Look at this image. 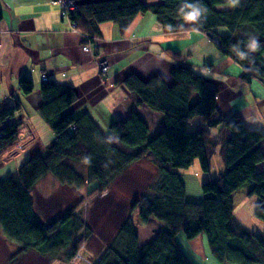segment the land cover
I'll return each instance as SVG.
<instances>
[{
	"label": "trees",
	"instance_id": "16d2710c",
	"mask_svg": "<svg viewBox=\"0 0 264 264\" xmlns=\"http://www.w3.org/2000/svg\"><path fill=\"white\" fill-rule=\"evenodd\" d=\"M149 12L169 32L205 33L243 69V79L264 81V0H87L70 11V18L95 24L111 21L125 32L139 13ZM171 77L170 82L159 74L143 78L132 72L123 80L141 103L164 116L165 128L155 136L134 111L128 118L113 121L104 132L90 114L76 116L69 109L78 100L74 87L53 80L40 86L43 103L38 110L53 131L54 142L28 158L14 174L0 177V229L17 254L35 251L69 261L92 233L77 207L51 222L39 215L31 190L41 178L52 173L70 182L74 176L65 161L84 162L88 182L97 183L93 195L107 189L125 168L146 159L157 166V181L130 209L139 208L142 222L155 218L165 227L152 241L141 244L128 216L95 264H199L178 237L184 235L190 241L202 234L221 264H264V233L242 226L235 217L236 196L256 195L254 214L264 222V166L260 168L264 132L250 130L240 112L223 115L218 87L187 63L173 67ZM19 88L25 94L34 92L32 78L21 76ZM20 108L19 102L0 104V156L21 136L22 123L8 122ZM197 116H202L206 128L190 129ZM210 129H219L218 139ZM218 149L224 171L201 184L200 202L189 200L182 169L198 160L209 173Z\"/></svg>",
	"mask_w": 264,
	"mask_h": 264
},
{
	"label": "crops",
	"instance_id": "0c3cea01",
	"mask_svg": "<svg viewBox=\"0 0 264 264\" xmlns=\"http://www.w3.org/2000/svg\"><path fill=\"white\" fill-rule=\"evenodd\" d=\"M75 1L81 3L87 0ZM145 1L158 3L160 0ZM0 11L2 15L0 104L1 106L14 102L21 104L20 110L8 122L22 123L21 134L30 146L35 140H39L37 137L39 127L43 126L45 129L48 126L51 136L48 144L43 142L42 146H37L38 142H36L34 148L28 149L24 161L37 152L46 151V147L54 142L53 131L38 110L43 103L40 86L45 81L53 80L59 84L74 87L78 100L69 106V109L76 116L83 113L90 114L104 132L113 121L128 118L134 111L149 126L150 135L155 136L165 128L164 116L152 110L144 102L141 103L138 95L130 92L123 84L124 78L132 72L138 73L143 78L159 74L171 82L173 67L184 65L183 61L194 58L196 56L194 49L203 46L204 43L208 47L213 45L208 35L200 34L197 30L167 31L151 12L139 13L125 32L120 31L119 26L114 22L95 24L90 20L78 21L79 30L74 32L72 19L61 12L62 4L55 0H0ZM198 33L200 35H197ZM88 43H91V49L85 51L84 47ZM217 50L222 53L220 49L217 48ZM102 54L109 57L111 64L107 75L100 73L97 64ZM196 60L204 62L198 66L204 68V72L195 68L196 71L202 73L205 79L207 78L215 86H221L220 89L218 87L217 97L221 113L229 116L235 112H241L246 126L250 124L251 129L264 132V81L256 77L246 80V85L249 86L253 95L251 97L259 101L253 106L249 101L250 97L245 95L242 89L244 83L237 81L243 69L227 54H224L220 61V64L224 63L221 69L216 67L217 64L213 66L206 54ZM189 62L194 68L195 65ZM229 66L234 70L230 75L227 72ZM23 75H28L33 80L35 89L31 94H25L19 88V79ZM228 76H232L233 79L235 77L236 80L231 81ZM44 77H47V80H44ZM225 89H227L226 92ZM201 121L202 116L198 119V123ZM193 130H196L195 127ZM24 132H30L29 136L25 137ZM29 145L26 146L31 148ZM219 158L223 163L222 155L216 154L211 165L212 170L217 166L215 161ZM23 162H16L17 167L12 166L6 175L0 176L1 179L6 178L4 176L8 174H14ZM135 167L145 171L152 166L145 159L135 162L128 169H135ZM222 168H225L224 164L217 168L216 173L223 171ZM69 171L74 176V179H71L72 182L57 179L60 180L59 184L67 185L75 190V193L80 192V183H84V178L87 176L78 172L75 165L70 167ZM183 174L187 176L188 172ZM53 175L56 177L55 174ZM43 179L39 181L42 182ZM39 183L36 184L32 194L39 215L44 217L38 206L41 198H46L48 195L41 191ZM59 190L60 187L56 192ZM200 192L202 195V191L198 188L196 193ZM188 194L190 196V193ZM241 196L243 195L236 197L242 198ZM256 228L255 231L259 234L264 233V222H258Z\"/></svg>",
	"mask_w": 264,
	"mask_h": 264
},
{
	"label": "rangeland",
	"instance_id": "374dc122",
	"mask_svg": "<svg viewBox=\"0 0 264 264\" xmlns=\"http://www.w3.org/2000/svg\"><path fill=\"white\" fill-rule=\"evenodd\" d=\"M63 11L64 10H62L61 12L66 15V13ZM73 30L74 32H77V30L79 29L75 27L73 28ZM221 32L225 33L226 29H221ZM200 34L202 33L200 32ZM200 34L198 33L197 35ZM90 49L91 47L88 50ZM194 50L196 56L194 58L191 57L190 59L183 61V63H187L189 66L192 65L189 62L191 61L195 65V67L193 68L194 70L200 69L204 72V68L198 67L199 65L204 64V62L196 60V58L202 57L203 54H206V57L208 59H211L210 61L213 66L217 64L218 66L216 67L221 69V67L224 65V63L220 64V61L223 59L224 54L217 50L216 45L213 44L211 47H208L207 44L204 43L203 46L195 48ZM101 58L109 59V57L105 54H102L99 59ZM205 65L208 66L206 63ZM213 66H211V68ZM230 67L231 66L227 67V72L229 73V75L234 72V70ZM100 73L102 72L100 71ZM228 78L231 81L236 80L235 77L233 79L232 76H228ZM237 81H239V83H244V88L242 89L245 91V95L250 97L249 101L251 105L255 106V104H258L259 101L251 97L253 95L251 94L249 86L246 85L247 81L243 79L242 74L238 75ZM216 87H219V89L221 88L220 85H217ZM224 91L226 92L227 89H225ZM219 111L221 112L220 109ZM198 119H200V116H197V118L189 124L190 129H193V127L197 129L201 126L206 128V124H204L202 121L198 123ZM46 124L48 123L46 122ZM247 126L251 129L250 124H248ZM43 128V126L38 128L37 137L39 138V140L37 139L38 141L35 140V142H33L34 146H30L28 144L29 142H27V140L24 139L23 135L21 134L20 138L16 141L15 146L10 150L5 151V153L0 156V176H2V174L6 175L12 168V166L17 167V163L23 162L24 157L27 156V152L29 151L28 149L34 148L36 142H38L37 146H42L41 143L43 142L45 144H48L50 142V130L48 126L45 129ZM210 131L212 137L218 139L219 129H210ZM29 134L30 132H24L25 137L29 136ZM51 144L46 147V150ZM26 145H29L31 148L27 147ZM218 151L219 152L217 153V156H220V150L218 149ZM146 161L153 168L151 167L150 169H145V171H142L136 167L135 169L130 170L128 168H131V166L133 165L128 166L124 169V172L114 177V180L111 181L112 183L107 189L103 190V192L101 193L94 192L93 195H91V192L96 187L97 183L95 181L89 183L86 180L87 177L84 178L85 184L79 182L81 189H79L80 192L76 193L75 190L70 189V187H68L67 185L59 184L60 180L58 181L57 179L61 178H59L58 175H56L55 177L52 173H49L48 175H46V177H43V181H39L40 183L38 185L40 186L41 191L48 196L44 198L41 195L42 198L39 206L37 205L38 208H40L39 211L42 212V215L44 216L43 219L45 218L47 222H51V220L56 218L57 215L62 214L64 211L71 209L72 207H77L81 212L80 215L84 217L85 222L92 230V233L89 235V237L85 238L83 243L79 246L80 248L78 250V253H80L81 256H74L73 259L69 261H63L62 259L61 261L60 259H52L44 255H39L35 251H31L27 254H17V248L10 241L6 240L1 232L0 264H95L104 252L106 247L105 245L113 239L116 231L126 220V218H128V216L132 217V220L136 226V231L140 235L141 244L152 241L159 234V231L165 227V224L160 220H156L155 218H150L148 219V221L142 222L140 213H138L139 208L137 207L134 211L130 209L134 201L137 198L141 197L146 191L150 190L149 188L157 181L156 177L158 174V170L155 169V166L151 161ZM215 162H217L216 165L219 168L223 166L220 158ZM65 165L67 167V170L75 165V169L78 172L87 176V165L84 162L70 160L65 161ZM217 166H215L213 170L207 173L202 170L200 162L197 160L188 169H182L181 172H188L187 176L182 173V179H184L186 188L189 190V200L194 202H200L202 200L201 192L196 193V191H198V188L200 189V191H202L201 184L203 182H206L212 178H216L219 174H221V172L224 171V168H222L223 171L216 173V170L218 168ZM263 166L264 163L260 165V168H262ZM35 187L31 191H35ZM59 187L60 190L56 192L57 188ZM48 197L50 198L48 199ZM241 197L242 198L236 197L235 217L242 224V226L255 231L257 230L256 226H258V222L262 221L254 214L258 197H256V195L250 197H246L243 195ZM82 234L83 232L81 233V235ZM178 239L179 242H181V244L183 245L186 253H188L191 258L195 259L196 263L199 262V264H221L210 252L211 250L209 247V243L204 234L199 235L198 237L191 239L190 241H188L187 238L184 237V235H180Z\"/></svg>",
	"mask_w": 264,
	"mask_h": 264
},
{
	"label": "built area",
	"instance_id": "2783aa9c",
	"mask_svg": "<svg viewBox=\"0 0 264 264\" xmlns=\"http://www.w3.org/2000/svg\"><path fill=\"white\" fill-rule=\"evenodd\" d=\"M55 1L60 2L62 4V10H64L63 12L66 13L68 18L70 17V11H74L75 9L78 8V2L75 0H55ZM63 8H65V9H63ZM71 23H73L74 28L78 27V22L71 21ZM90 47H91V43H88L84 47V49L87 51ZM97 64H98L99 70L102 72V74H104V75L108 74L110 67H111L109 59L101 58L98 60ZM44 80H47V77H44ZM77 256H81V254L77 252L75 254V257H77Z\"/></svg>",
	"mask_w": 264,
	"mask_h": 264
},
{
	"label": "clouds",
	"instance_id": "9594fccd",
	"mask_svg": "<svg viewBox=\"0 0 264 264\" xmlns=\"http://www.w3.org/2000/svg\"><path fill=\"white\" fill-rule=\"evenodd\" d=\"M78 5H79V3H78Z\"/></svg>",
	"mask_w": 264,
	"mask_h": 264
}]
</instances>
